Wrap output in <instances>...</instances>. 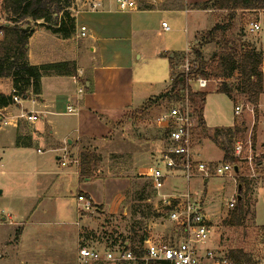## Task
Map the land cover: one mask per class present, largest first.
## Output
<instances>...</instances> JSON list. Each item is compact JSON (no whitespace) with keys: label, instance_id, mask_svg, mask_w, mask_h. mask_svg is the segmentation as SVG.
<instances>
[{"label":"crops","instance_id":"obj_1","mask_svg":"<svg viewBox=\"0 0 264 264\" xmlns=\"http://www.w3.org/2000/svg\"><path fill=\"white\" fill-rule=\"evenodd\" d=\"M90 1L100 2L101 6L91 9ZM90 1L84 2L75 14L77 32L74 38L62 40L52 34V38L43 40L37 37L36 31L28 45L31 64L74 61L77 76L44 77L40 97L30 96L0 111L3 120L0 155L3 149L10 150L35 163V168L46 177L41 190L42 202L46 200L48 204L43 212L72 218L70 226L76 228L71 231L78 230L85 220L80 212L79 195L95 205L107 206L113 213L123 200L122 189L130 185V176L143 175L151 182L149 168L165 148L166 137L163 140L158 137L155 129L160 128L156 121L152 129L144 119L139 122L138 118L135 125L129 115L138 112V117H142L139 113L156 105L144 110L149 99L169 88L172 81L170 59L187 52L188 48L184 51L183 46L190 45L191 40L194 44L190 46H194L199 33L217 23L209 19L217 10L194 7L210 0H140L137 9L130 11H120L115 0ZM148 6L151 9H145ZM165 20L172 24L169 31L162 27ZM81 27L87 29L82 40L78 37ZM167 33L173 35L169 40H162ZM174 64H180L179 59L176 58ZM83 85L84 92L78 94ZM13 91L10 78L0 79V93L10 95ZM70 105L78 109V114H67ZM31 112L38 114L36 121L22 117ZM260 122L261 119L255 143L263 146L258 135ZM133 126L136 130L132 132ZM18 135L30 137L31 146L17 147ZM104 144L109 156L116 155L105 160L112 163V168L123 170L126 178L81 176L80 155L102 153ZM34 148L38 155L35 161L27 153ZM64 148L78 163L61 165L59 157ZM236 192L234 190L232 195ZM155 201L160 202V199ZM42 204L34 209L33 215L39 212ZM147 239L153 240L147 237L145 242Z\"/></svg>","mask_w":264,"mask_h":264},{"label":"rangeland","instance_id":"obj_2","mask_svg":"<svg viewBox=\"0 0 264 264\" xmlns=\"http://www.w3.org/2000/svg\"><path fill=\"white\" fill-rule=\"evenodd\" d=\"M139 1L136 0L137 5ZM84 2L87 0H72L69 12L75 16L78 9L83 7ZM1 6L2 0H0V25L5 20ZM227 14L226 11L213 12L209 17L210 22L225 24ZM59 16L61 17L62 14ZM263 21L264 11H238L225 37L236 45L245 44L263 52L264 27L256 34L248 32L250 23ZM165 23L172 29V24L168 20H165ZM30 26L34 28V32H38L37 37L43 40L52 38L50 37L51 31L45 27L36 25L33 21L30 22ZM213 27L212 25L208 30L199 33L198 42L194 46H190L194 44L193 40L190 41V45L183 46L182 50L186 51V48L190 50L183 54L184 58L174 68L175 76L183 73V64L186 59L190 62L195 59L192 52L193 47L197 48L201 43L199 40H202V34ZM172 35V33H167L160 37L162 40H169ZM201 50L204 62L209 65L213 54L220 52L222 46L210 42L204 44ZM263 68L264 60L262 70ZM166 79L169 83V72L166 74ZM223 82L233 90L231 98L217 93L219 83L211 81L205 91L207 97L204 116L203 113L200 115L193 108L197 123L194 131V149L199 153L200 159L212 162L214 165L220 162H236V159L225 158V152L219 147V140L229 144V154L234 157L233 146L236 141L246 140L249 137L253 141L256 140L260 119L259 142L264 143V94L261 95L259 104L254 107V115H252L248 107L251 108L253 105L247 101L246 96L239 89V71L229 73L228 78ZM189 84L198 90L196 82L191 81ZM177 103L178 100L171 96V98H164L157 102L151 110L139 113L143 114L142 117H138V112H132L129 116L133 117L135 125L138 123V118L139 122L144 119L145 124L153 129L156 119ZM239 104L244 105L243 113L236 116L234 110ZM200 116L203 117V122ZM235 126L239 128V131L234 134L231 143H228L224 135L219 140L216 139L217 129H234ZM133 127L132 130L130 129L132 132L136 130ZM155 130L158 137L163 140L164 130ZM128 134L131 132L128 131ZM2 138L4 142V137ZM102 146L105 148L106 145ZM27 153L34 161L38 157L36 148ZM95 156L96 162L90 165L92 177L97 179L127 177L122 173L123 170H116L115 167L112 168V163H107L105 159L109 157L113 159V156H116L112 154L109 156L107 147ZM0 161V264H93V262L80 260V247L85 246L105 252L111 248H123L124 243L139 245L141 238L148 237L152 238V241L167 243L177 235H181L175 233L176 225L169 220L160 203L155 201L158 198L157 192L143 175L133 174L129 177L130 185L122 189L123 200L113 213H110L112 210L105 205H98L99 209L94 206L89 212L80 211L85 216L84 223L78 226V230L71 231L76 228L70 226L72 218L61 216L59 213L43 212L48 204L46 200L42 202L41 190L46 177L41 170L35 168L32 160L20 158L10 150L3 149ZM237 182L236 186L233 180L227 177H212L208 183L200 179H193L190 183L191 192L196 196L204 197L207 214L211 218V239L206 246L211 248L217 256L221 254L227 256L231 250H242L245 260L243 264H264V172L262 177L255 181L238 180ZM241 183V195L245 208L239 222L231 225L232 212L236 207L231 209L228 204L234 190L239 195ZM185 190L186 184L182 180L169 178L163 192L170 194ZM40 203H43L42 206L40 205L42 208L36 215H33L34 209ZM56 209H58L57 206ZM98 264L110 263L100 262Z\"/></svg>","mask_w":264,"mask_h":264},{"label":"trees","instance_id":"obj_3","mask_svg":"<svg viewBox=\"0 0 264 264\" xmlns=\"http://www.w3.org/2000/svg\"><path fill=\"white\" fill-rule=\"evenodd\" d=\"M72 0H2L1 11L5 16L4 23L0 25V79L10 78L12 80L13 93L5 95L0 93V111L3 108L15 104L13 97L19 96L21 99H27L30 96L40 97L42 94V79L47 76H77V65L74 61L44 63L41 65H33L29 60V40L34 30L26 31L33 21L36 25L45 27L51 33L62 40H70L76 36L77 24L76 18L69 12ZM196 8L211 11H226L227 20L225 24H216L205 34H202V40L197 48L193 47L195 59L190 62L189 73H181L174 75V64L176 58L179 61L184 58L183 54L176 55L171 58L172 81L169 88L151 98L144 106V110L149 109L154 104L164 98H171L181 101L185 93L188 92V98L192 106L201 113L204 112L206 103V92H192L189 81H196L199 78L208 80H216L217 93L232 97L233 90L223 84L229 73L239 71L240 90L246 96L247 101L253 106H257L260 97L264 94V75L262 70L263 52L248 47L245 44L236 45L227 40L225 33L231 29L238 11H264V0H210L202 4H195ZM145 9H151L146 7ZM62 14L60 17L59 15ZM221 33V36H219ZM198 42V40H197ZM215 42L222 46V50L213 54L211 63L208 65L204 62L202 54V46L204 44ZM203 122V117L200 116ZM2 124V114L0 112V127ZM235 131V132H233ZM239 131L235 126L234 129H217L215 137L219 140L223 135L231 143L234 134ZM166 135V132L164 133ZM256 140L254 139V143ZM17 147H30L31 141L28 136H17ZM219 147L225 152V158L230 156L229 144L220 142ZM96 156L91 153H83L80 155V171L81 176H89L90 165L95 161ZM243 181V179H240ZM242 183L239 185V196L235 209L232 212L230 220L231 225H236L244 212L245 204L241 195ZM99 209L98 205L93 207ZM145 238H141L139 245L125 244L124 250H131L135 253H142ZM242 250H231L228 252L227 259L229 264H243ZM100 262H93L98 264ZM126 264V263H120Z\"/></svg>","mask_w":264,"mask_h":264},{"label":"built area","instance_id":"obj_4","mask_svg":"<svg viewBox=\"0 0 264 264\" xmlns=\"http://www.w3.org/2000/svg\"><path fill=\"white\" fill-rule=\"evenodd\" d=\"M115 3L120 11L134 10L138 6L136 0H115ZM100 6V2L90 1L91 9H97ZM162 27L165 31L170 30L165 22L162 23ZM262 27H264V21L252 22L249 24L248 32L256 34ZM86 31V27H81L78 37L85 38ZM189 50L190 48L187 52ZM189 69L190 61L186 59L183 64V73L188 74ZM211 81L217 83L215 80L199 78L193 81L197 83L198 90L191 85V91L203 92L207 90ZM84 90L83 85L78 89V94H82ZM13 99L15 104H20L22 100L19 96H14ZM254 107H248L252 115H254ZM193 108L186 92L181 101L157 118V127L166 132L165 148L153 160L149 168L151 185L157 192L160 206L166 211L169 220L176 225L175 233L181 235H177L167 243L147 239L142 253L120 247L101 252L82 246L79 249L80 260L110 264H229L227 256L223 254L217 256L211 248L206 246L211 239V218L207 214L204 197L194 195L191 192L190 183L193 179H200L206 183L212 177H227L232 179L236 186L240 179L255 181L261 178L264 172V146H258L249 137L235 142L233 154L236 162H220L214 165L212 162L200 159L199 153L194 149V131L197 123ZM243 108V104L235 106V115L240 116ZM67 114H78V109L70 105L67 107ZM22 117L28 121H36L38 114L31 112L23 114ZM59 160L62 166L72 162L78 163L77 160L71 159L66 148L63 149ZM169 178L182 180L186 184V190L164 193L163 189ZM238 196L237 192L233 194L228 204L229 208L235 207ZM78 202L82 206L80 209L82 212H89L93 208V202L83 195H79Z\"/></svg>","mask_w":264,"mask_h":264},{"label":"water","instance_id":"obj_5","mask_svg":"<svg viewBox=\"0 0 264 264\" xmlns=\"http://www.w3.org/2000/svg\"><path fill=\"white\" fill-rule=\"evenodd\" d=\"M25 30H26V31L34 30V28H30V27H28V28H26ZM25 99H26V98H25ZM238 199H240V197H238Z\"/></svg>","mask_w":264,"mask_h":264}]
</instances>
